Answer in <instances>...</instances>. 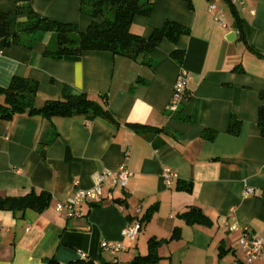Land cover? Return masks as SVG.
<instances>
[{
	"label": "crops",
	"instance_id": "obj_1",
	"mask_svg": "<svg viewBox=\"0 0 264 264\" xmlns=\"http://www.w3.org/2000/svg\"><path fill=\"white\" fill-rule=\"evenodd\" d=\"M22 1L40 17L82 30L91 21L80 9L81 0H0V11ZM209 2L216 6L213 12ZM191 3L189 8L183 0H155L148 16L133 17L130 30L144 37L166 20L188 29L175 42L161 40L148 64L140 56L132 60L106 51L46 56L49 32L34 41L23 34L19 43H0V86L13 76L37 82V105L61 98L64 85L75 94L103 93L118 122L113 127L102 120L54 118L58 135L40 149L50 121L24 115L0 120V195L23 196L32 190L51 195L40 213L0 210V264H47L51 258L59 264H131L147 253L150 239L161 240L160 259L153 264H245L240 232L264 239V137L256 124L264 60L238 40L223 0ZM236 7L251 27L248 43L264 55V0H244ZM217 13L224 25L215 21ZM174 48L184 50L181 63L169 55ZM181 68L187 73V91L178 109L170 111ZM231 117L241 122L236 135L227 131ZM134 123L157 131L137 133L129 126ZM204 130L215 134L209 139ZM121 163L132 172L127 185L121 188L106 179L100 198L84 205L82 218L67 219L55 210L57 201L77 187H91L97 173ZM165 166L191 189L176 183L167 187L160 176ZM247 189L253 192L245 194ZM193 206L210 224L183 221L180 214ZM146 212L150 218L137 237L124 238L123 227ZM224 217L239 229L229 230ZM175 228L179 235L171 238ZM103 241H120L124 249L113 253L101 247ZM252 264H264V249Z\"/></svg>",
	"mask_w": 264,
	"mask_h": 264
},
{
	"label": "trees",
	"instance_id": "obj_2",
	"mask_svg": "<svg viewBox=\"0 0 264 264\" xmlns=\"http://www.w3.org/2000/svg\"><path fill=\"white\" fill-rule=\"evenodd\" d=\"M189 8H192L191 0H183ZM229 8L231 15L230 27L236 31L237 38L247 51L264 60V55L248 43L251 31L249 23L242 18L236 5L229 0H223ZM80 9L91 18L85 29H80L74 23L60 22L38 16L31 5L26 1L17 2L11 10L0 11V43L2 46L19 43L23 34H30L32 41L37 40L43 33L49 32L51 38L44 49V55L53 58L80 55L87 51H106L113 56H124L136 60L139 56L148 64L151 53L158 43L167 39L175 42L179 35L188 33V29L176 22L166 20L160 27L154 28L147 36H141L130 30L133 17L148 16L153 8L155 0H81ZM90 5L89 9L85 6ZM100 17V21L95 20ZM170 57L181 63L184 50L174 48L169 53ZM37 82L25 77L13 76L9 84L0 86V120H10L18 115H24L39 120L51 122L50 133L39 148H43L57 137L54 118L79 117L86 122L102 120L111 126H117L113 112L109 108L106 94L98 93L90 96L86 93L75 94L64 85L62 96L55 100H45L41 105L36 104ZM256 124L260 135L264 137V94L257 107ZM137 133L144 134L147 131H157L154 128L142 124H129ZM241 122L231 117L227 131L231 135L238 134ZM214 132L204 130L203 136L212 138ZM177 188L191 189V184L180 185ZM51 195L43 190L30 191L23 196H1L0 210L23 211L31 209L36 213L42 212L49 204ZM180 217L189 225H208L209 219L198 207H190L182 212ZM150 218V212H146L137 219L140 224ZM133 221V220H131ZM179 235V229L175 228L171 238ZM161 240L150 239L148 251L145 255L136 256L131 264H153L160 257L157 248ZM77 263H90L79 260ZM47 264H59L54 259H48ZM68 264H74L70 262Z\"/></svg>",
	"mask_w": 264,
	"mask_h": 264
},
{
	"label": "built area",
	"instance_id": "obj_3",
	"mask_svg": "<svg viewBox=\"0 0 264 264\" xmlns=\"http://www.w3.org/2000/svg\"><path fill=\"white\" fill-rule=\"evenodd\" d=\"M230 3L241 6L244 0H229ZM209 11L216 10V6L212 3H208ZM214 19L219 24L224 25L223 18L220 14H215ZM188 77L184 69H180L176 77L173 94L169 102L168 109L170 111H176L181 104L185 92L187 91ZM132 175V172L127 168L125 163H121L117 168L113 170H105L101 173H97L94 178V182L89 188L77 187L74 193L63 201H57L55 204V210L61 213L67 219L82 218L85 214L84 205L87 202H95L100 198L101 186L103 182L108 179L112 185L124 188ZM160 176L167 187L177 183L179 180L177 173L170 167L165 166L160 172ZM253 192L251 189L244 191L245 194ZM122 210V208H121ZM136 212H140V208L136 209ZM224 225L229 230H238L239 227L236 223L229 224L227 217L222 219ZM141 229L140 222L135 219L128 222L122 229L121 233L124 238L134 240ZM238 245L243 253V262L245 264H252L262 253L264 249V239L258 235L251 234L246 230H242L238 237ZM101 247L108 249L109 251L116 253L124 249V245L120 241L115 242H101Z\"/></svg>",
	"mask_w": 264,
	"mask_h": 264
},
{
	"label": "rangeland",
	"instance_id": "obj_4",
	"mask_svg": "<svg viewBox=\"0 0 264 264\" xmlns=\"http://www.w3.org/2000/svg\"><path fill=\"white\" fill-rule=\"evenodd\" d=\"M89 8H90V5L85 6V9H89Z\"/></svg>",
	"mask_w": 264,
	"mask_h": 264
},
{
	"label": "water",
	"instance_id": "obj_5",
	"mask_svg": "<svg viewBox=\"0 0 264 264\" xmlns=\"http://www.w3.org/2000/svg\"><path fill=\"white\" fill-rule=\"evenodd\" d=\"M234 36V32H232L231 34H230V37H233Z\"/></svg>",
	"mask_w": 264,
	"mask_h": 264
}]
</instances>
